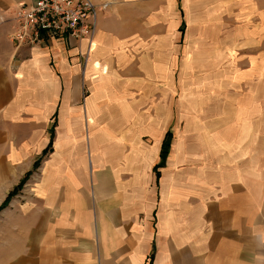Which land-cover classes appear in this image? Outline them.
Listing matches in <instances>:
<instances>
[{
	"label": "crops",
	"instance_id": "1",
	"mask_svg": "<svg viewBox=\"0 0 264 264\" xmlns=\"http://www.w3.org/2000/svg\"><path fill=\"white\" fill-rule=\"evenodd\" d=\"M33 1L0 0V206L32 172L0 211V264H264V92L209 103L201 146L182 103L161 111L184 73L169 0H90L107 5L91 51L17 46L16 11ZM240 1L264 15V0Z\"/></svg>",
	"mask_w": 264,
	"mask_h": 264
},
{
	"label": "rangeland",
	"instance_id": "2",
	"mask_svg": "<svg viewBox=\"0 0 264 264\" xmlns=\"http://www.w3.org/2000/svg\"><path fill=\"white\" fill-rule=\"evenodd\" d=\"M167 3V33L170 36L172 26H175L177 34L182 36L183 59L179 69L184 73L180 78L177 76L178 92L175 89L172 92V80L168 81L167 95L160 90L161 111L173 108L176 117V104L182 103L183 118L185 122L196 120L203 146L208 137L209 103L213 102L222 109L225 99L231 103L235 98L234 95L230 97L233 91L245 97L264 92V15L254 13L247 16L240 0H169ZM213 44L216 49L212 48ZM223 46L232 51L231 60L230 57L225 58ZM213 50L215 57L213 53L208 54ZM214 59L217 62H212ZM251 66L254 67L252 74L257 78L250 79L245 75ZM219 114L224 116L225 112ZM160 115L164 114L160 112ZM172 131L175 133V127Z\"/></svg>",
	"mask_w": 264,
	"mask_h": 264
},
{
	"label": "built area",
	"instance_id": "3",
	"mask_svg": "<svg viewBox=\"0 0 264 264\" xmlns=\"http://www.w3.org/2000/svg\"><path fill=\"white\" fill-rule=\"evenodd\" d=\"M107 5L90 0H34L19 5L12 39L19 45L34 46L46 37L87 40L91 51L98 14Z\"/></svg>",
	"mask_w": 264,
	"mask_h": 264
},
{
	"label": "trees",
	"instance_id": "4",
	"mask_svg": "<svg viewBox=\"0 0 264 264\" xmlns=\"http://www.w3.org/2000/svg\"><path fill=\"white\" fill-rule=\"evenodd\" d=\"M171 140H172V132L169 131L163 141L162 144V149H161V153H160V157H161V162L155 167V172H156V176H157V180L160 179V172L158 171L159 168H162L165 166L166 164V160L171 148ZM50 146L52 147V142L50 143ZM49 149H47L44 153V156L48 153ZM41 163V159L39 161L36 162L35 164V168H37ZM31 173L27 174L24 179L21 181V183L8 195L6 201L4 202V204L0 207V211L2 209H4L8 203L11 201V199L17 195V193L23 188L24 184L26 183V181L30 178Z\"/></svg>",
	"mask_w": 264,
	"mask_h": 264
}]
</instances>
